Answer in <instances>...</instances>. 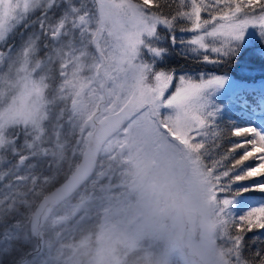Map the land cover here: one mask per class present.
<instances>
[{
	"label": "snow or ice",
	"instance_id": "1",
	"mask_svg": "<svg viewBox=\"0 0 264 264\" xmlns=\"http://www.w3.org/2000/svg\"><path fill=\"white\" fill-rule=\"evenodd\" d=\"M189 53L231 71L169 63ZM257 61L264 0H0V245L20 239V189L46 182L41 160L90 128L119 133L105 147L117 167L179 184L201 220L200 264H264V202L238 208L264 193V97L244 94ZM100 168L111 184L116 168Z\"/></svg>",
	"mask_w": 264,
	"mask_h": 264
},
{
	"label": "rangeland",
	"instance_id": "2",
	"mask_svg": "<svg viewBox=\"0 0 264 264\" xmlns=\"http://www.w3.org/2000/svg\"><path fill=\"white\" fill-rule=\"evenodd\" d=\"M249 39L254 41L255 35H250ZM196 56L192 53L174 54L169 63L178 71L183 70L194 77L202 72L231 71L230 67L203 64ZM246 71L248 90L244 94L255 106L254 97H264V68L257 61ZM240 72L238 68L232 75L238 79ZM233 116L240 118L239 109ZM88 131L93 129L86 128L83 133L79 131V136L84 135L81 141L85 146ZM118 135L114 132L105 136L98 129L95 168L92 176L75 190L79 193L74 201L69 197L48 207L43 198L36 200L38 191L27 189V185L20 189L28 193L27 206L22 207V215L17 216V220L20 217V239L11 241L10 251L4 250L8 242L0 245V264H15L21 254L17 249L31 252L27 259L34 260L35 264H200L197 245L203 229L199 215L179 194V184L173 186L166 182L155 169L137 174L135 164L119 168L117 162L110 161L105 147ZM60 143L63 147L52 149V152L62 154L53 158L56 162L52 165L57 169L61 161L65 158L69 161L73 153V148L67 153L65 137H61ZM103 160L116 168L111 184L107 180L99 181V163ZM103 165L105 173L110 175L109 164L104 162ZM122 171L124 175H121ZM255 195L258 197L256 202ZM261 197L264 193H245L238 205L239 210L264 202ZM26 208L31 209L23 216ZM87 220L91 221L87 223Z\"/></svg>",
	"mask_w": 264,
	"mask_h": 264
},
{
	"label": "trees",
	"instance_id": "3",
	"mask_svg": "<svg viewBox=\"0 0 264 264\" xmlns=\"http://www.w3.org/2000/svg\"><path fill=\"white\" fill-rule=\"evenodd\" d=\"M259 122V121H257ZM83 134L82 136H79V130L78 128L74 130V134L68 136L67 138H65V140L67 141L66 145H65V149L67 151V153L71 151V149L73 148V153H72V156H71V159H69V161H66V158L63 159L61 161V164L60 166L57 168L54 167V165H52V163L56 162V160H53V158L55 156H59V155H62L61 153H57V152H50L47 156V159H43L41 160L40 162V167L43 169V177H42V180L46 181V182H42L40 183L39 185L35 186V188L33 189V186H32V182L29 181L27 183V189L30 188L31 191H38L37 192V197L36 200H42V198L44 197V195L50 191L52 188H54L56 185H58L71 171L72 169L74 168V166L76 165V163L78 162L79 160V157L85 147V145L83 144V142L81 141V139L83 138ZM75 140L79 141V147L75 146ZM68 162V163H66ZM104 162L106 164H110L107 160L106 161H101L99 163L100 164H104ZM51 165V167H48L47 165ZM112 165V163H111ZM113 167V166H112ZM100 168V166H99ZM53 172H55L53 174ZM108 173H109V169H108ZM94 175H96V173L94 172ZM93 175V176H94ZM78 193L79 191L75 192L70 200L74 201V199L76 198V196H78ZM256 196V195H255ZM260 199V197H259ZM261 200L263 201L264 200V197H261ZM258 201V197L256 196L255 198V202ZM34 202L35 199H34ZM250 203V201L248 202ZM251 204V203H250ZM31 209V208H30ZM29 208H26L24 211H23V216H24V213L27 214L28 210H30ZM80 214H78L77 216H79ZM20 220V217L19 219ZM88 221H91V220H87V223H89Z\"/></svg>",
	"mask_w": 264,
	"mask_h": 264
},
{
	"label": "water",
	"instance_id": "4",
	"mask_svg": "<svg viewBox=\"0 0 264 264\" xmlns=\"http://www.w3.org/2000/svg\"><path fill=\"white\" fill-rule=\"evenodd\" d=\"M98 129L93 130V135L88 138L87 144L81 155L79 163L68 177L50 190L43 198V201L48 207L54 203L62 201L69 197L75 190H77L93 173L95 168L97 154L96 143Z\"/></svg>",
	"mask_w": 264,
	"mask_h": 264
}]
</instances>
